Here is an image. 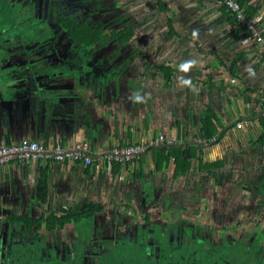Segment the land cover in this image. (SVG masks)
Instances as JSON below:
<instances>
[{
	"label": "rangeland",
	"instance_id": "1",
	"mask_svg": "<svg viewBox=\"0 0 264 264\" xmlns=\"http://www.w3.org/2000/svg\"><path fill=\"white\" fill-rule=\"evenodd\" d=\"M134 1L32 0L31 15L38 24H26L20 37H0V68L8 77L0 85V100L17 92L39 96L45 108L60 114L63 129L69 125L77 136L82 130L87 140L66 147L56 143L50 149L99 147L96 169L105 171L97 174L92 187L89 175L80 181L86 193L80 203L101 205L85 232L73 225L31 231L6 220L26 213L34 218L59 215L63 203L67 209L76 205L74 198L63 195L57 206L37 207L38 200L29 202L32 193L21 191L22 198L16 199L17 192L0 191V264H52L47 262L52 259L59 264H136L158 252L157 262L165 264L193 242L202 243V250L217 251L224 242L236 256L248 253L258 236L264 254V152L245 147L242 135L207 149L209 161L218 164L210 175L199 172L193 161L187 174L173 177L172 163L159 172L152 156L127 164L132 154L125 155L121 173L111 175L114 167L99 160L114 155L121 144L146 145L160 137L177 143L203 141L197 136L201 124L189 117L186 124L181 120L188 100L177 96V55L157 54L158 37H148L147 28L138 25L147 16L155 17L152 9L160 1L146 0L144 7ZM62 16L103 26L101 44L89 49L68 39L55 25ZM7 22L0 21V31ZM161 24L168 38L169 26L165 20ZM124 27L134 32L128 43L120 44L110 32ZM44 163L39 161V167ZM199 250L193 253L195 264H219L217 257L206 262Z\"/></svg>",
	"mask_w": 264,
	"mask_h": 264
},
{
	"label": "crops",
	"instance_id": "2",
	"mask_svg": "<svg viewBox=\"0 0 264 264\" xmlns=\"http://www.w3.org/2000/svg\"><path fill=\"white\" fill-rule=\"evenodd\" d=\"M159 1L155 2L157 10L152 9V13H156L155 17L147 16L138 25L142 24L147 28L148 37H158L159 40L155 43L159 45L157 54L171 51L177 55V96L178 99L181 97L188 100L187 106L182 105L181 120L185 123L187 117L191 120L193 118V124L198 126L202 115L207 111L212 114L211 121L215 126L227 129L221 141L230 136L242 135L245 147L251 151L256 149L264 152V146L254 144L261 132L260 122L264 119V50L217 4V0ZM136 2L142 3L143 7L147 3L146 0H135L134 3ZM246 6L253 9L254 14L250 20L255 21L264 34V0H246ZM162 20L169 26L168 38L161 27ZM26 95L25 92H17L13 97L0 100V146L21 139L40 141L48 149L56 143L66 147L67 143L72 144L74 141L87 142L82 139V130L77 136L69 125H63V129L59 121L60 114L45 108L39 96ZM34 97H37V101H34ZM135 120L138 119L134 118L137 123ZM238 121H246L248 126L236 129ZM218 144L215 147H219ZM126 146L130 145L121 144L120 148ZM210 148L203 150L202 159L205 163H213L206 154ZM99 149L101 148L87 147V151L96 158H99ZM148 156L151 155L143 156L138 162L144 161ZM55 163L53 161L47 164L45 161L43 166L47 165L46 203H34L40 169L43 168L39 167V161L32 165L10 162L0 166V191L12 190L13 194L17 192L16 199L22 198L21 191L28 196L32 193L29 202L37 207L57 206L65 198H62L63 195L74 198L77 202L73 203L82 206L80 201L84 200L86 193L84 183L80 181H86V176L89 175L91 180L88 179V185L91 186L94 178L97 182V174L105 173L100 168L86 171L81 164H68V167L67 163ZM110 173L112 175L113 170ZM55 193L61 196L57 198ZM89 202L91 201L84 204ZM65 205L63 203L60 212L67 209L64 208Z\"/></svg>",
	"mask_w": 264,
	"mask_h": 264
},
{
	"label": "trees",
	"instance_id": "3",
	"mask_svg": "<svg viewBox=\"0 0 264 264\" xmlns=\"http://www.w3.org/2000/svg\"><path fill=\"white\" fill-rule=\"evenodd\" d=\"M238 3L243 9L246 18L251 19L254 14L252 12L253 9L246 6V0H238ZM31 5L32 0H27V2L23 0L20 3H10L9 0H0V21L4 19L9 21L0 31V37H2L3 40L22 36L20 30H22L26 24H38L39 20L34 19L31 15ZM221 8L225 9L223 6H221ZM55 25H57L66 34L68 39L73 40L80 46L87 47L89 49L101 44L102 40L104 39V37H102L104 30L103 26L90 25L85 20L77 22L71 17L62 16L56 20ZM45 28L49 29L47 26ZM133 32V29L124 27L120 30L111 31L110 33L112 37L116 39L117 43L124 44L131 40ZM2 70L3 69L0 68V85L8 80V77L2 74ZM212 117V114L207 111L202 115L201 128L198 130L197 135L203 140L202 142L188 140H184L180 143L163 142L156 146L148 147L144 153L138 155L137 159H133L126 163L129 164L132 162L141 161L143 156L150 154L153 157L156 164V169H158L159 172H162V169L167 168L172 163L173 177H176L177 173H180L181 175L187 174L191 170L193 161H195L199 172H204L206 175H210L215 169H218V164L214 162H203V150L205 148L217 145L227 131L226 128L215 126V124L211 121ZM260 128V135L254 144L264 146V119H262V122H260ZM86 156L91 158L92 164L84 166L85 170H94L98 164V159L89 151H86ZM104 161L106 164L110 163L114 167V173L119 171L121 164L120 162L108 159H104ZM50 162H53V160H47V164ZM75 163L81 164V162ZM47 199L48 182L46 165L40 169V175L36 185V200H38L41 204H44L47 202ZM100 209L101 205L99 204L95 205L92 203H87L82 206L75 205L70 210L64 209L59 215L51 213L47 216H40L38 218H34L29 214H23L21 216L9 215L6 217V220L9 223L15 224L16 226L22 225L31 231H36L43 228L44 230L50 232L61 230L66 226L73 225L79 229H83L85 232L87 229H89L93 221L94 214L100 211ZM260 243L261 240L258 236L255 238L254 245L252 246V250L250 252H242V254L236 256L234 251H232L233 248L224 242L222 247L217 248V251L202 250V243L197 245L195 242H193V244H190V248L185 246L181 253L179 251L175 252L173 260L165 264H195L193 253L199 247L200 250L198 253L203 254V258L206 262H209L210 260H213V258L217 257L219 264H264V254H261L262 245ZM159 251L161 254V250ZM158 256L159 252L156 254V256L150 258V260H145V262L142 261V263H138L135 260V263L160 264L157 262ZM47 262L59 264L58 259L48 260ZM210 263L211 262H209V264Z\"/></svg>",
	"mask_w": 264,
	"mask_h": 264
},
{
	"label": "built area",
	"instance_id": "4",
	"mask_svg": "<svg viewBox=\"0 0 264 264\" xmlns=\"http://www.w3.org/2000/svg\"><path fill=\"white\" fill-rule=\"evenodd\" d=\"M217 4L223 6L228 14L232 15L235 22L245 29L250 38L258 43L264 50V34L260 27L256 26V22L246 18L243 9L241 8L238 0H217ZM248 126L246 121H238L235 125L236 129H242ZM163 142L172 143L173 141H164L162 137L156 139L153 142L146 145L135 144L120 148L114 155L107 154L99 160L104 159L114 160L122 162L126 160V154H132L130 159L126 162H130L133 159H137L138 155L145 152L150 146H156ZM87 149L85 147L76 146L72 149H63L60 147H54V149H48L43 144H40L34 140L21 139L17 142H10L0 146V166L8 164L10 162L15 163H29L33 161H66L71 160L73 162H81L83 166L92 164L90 157L86 156ZM98 159V158H97ZM105 162V161H104Z\"/></svg>",
	"mask_w": 264,
	"mask_h": 264
},
{
	"label": "clouds",
	"instance_id": "5",
	"mask_svg": "<svg viewBox=\"0 0 264 264\" xmlns=\"http://www.w3.org/2000/svg\"><path fill=\"white\" fill-rule=\"evenodd\" d=\"M186 67H187V66H185V70H186Z\"/></svg>",
	"mask_w": 264,
	"mask_h": 264
}]
</instances>
